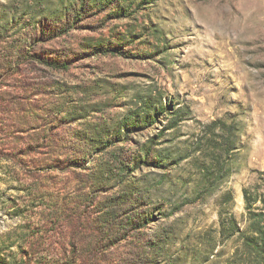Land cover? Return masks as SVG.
<instances>
[{
  "label": "rangeland",
  "instance_id": "374dc122",
  "mask_svg": "<svg viewBox=\"0 0 264 264\" xmlns=\"http://www.w3.org/2000/svg\"><path fill=\"white\" fill-rule=\"evenodd\" d=\"M246 189L264 213V0H0L1 264L73 231L105 264H264Z\"/></svg>",
  "mask_w": 264,
  "mask_h": 264
},
{
  "label": "trees",
  "instance_id": "16d2710c",
  "mask_svg": "<svg viewBox=\"0 0 264 264\" xmlns=\"http://www.w3.org/2000/svg\"><path fill=\"white\" fill-rule=\"evenodd\" d=\"M244 197L247 204V210L252 216L253 220V226H254V232H255V238L257 239V245L259 246L258 251L261 252L264 256V213L263 212H257L259 209H255V201L257 198L254 197V195L251 193L250 189H246L244 191ZM100 224H103V222H98V228L97 232L103 237L104 239H109L112 234H118V230L116 228L117 224H114V221L107 222L105 228H102ZM87 225V224H86ZM88 226V225H87ZM73 231V230H72ZM109 235V237H108ZM65 238H70V242L68 245H70L73 248L72 255L69 256L67 251H63V257L66 260H62L61 257L58 259H55L54 253H55V247L59 246L62 249L65 248V243L63 242ZM76 239L77 236L74 234L63 237L62 235H59L58 237L56 235H41L36 241L38 242V246L42 247L38 249V251L35 252L34 249H31L30 251H24L25 258L28 260V264H31L33 261L32 256L37 254V256H47L51 257V260H54L52 264H105V260L102 259L103 254L100 253V250L102 249V244L104 243L101 239V241L97 242L95 244V248L92 251V253H89V256L85 258L83 256L82 252L77 251L76 246ZM98 253V256H97ZM97 257V258H96ZM96 258V263H95ZM41 260V259H40ZM49 264V262H46ZM1 264V263H0ZM38 264H45L41 261L38 262Z\"/></svg>",
  "mask_w": 264,
  "mask_h": 264
}]
</instances>
